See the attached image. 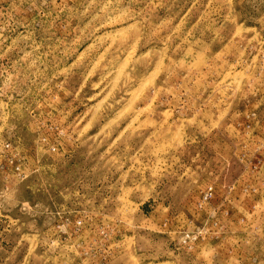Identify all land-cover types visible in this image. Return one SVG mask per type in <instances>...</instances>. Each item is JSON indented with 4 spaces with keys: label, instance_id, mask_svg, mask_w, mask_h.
<instances>
[{
    "label": "rangeland",
    "instance_id": "rangeland-1",
    "mask_svg": "<svg viewBox=\"0 0 264 264\" xmlns=\"http://www.w3.org/2000/svg\"><path fill=\"white\" fill-rule=\"evenodd\" d=\"M0 264H264V0H0Z\"/></svg>",
    "mask_w": 264,
    "mask_h": 264
},
{
    "label": "built area",
    "instance_id": "built-area-1",
    "mask_svg": "<svg viewBox=\"0 0 264 264\" xmlns=\"http://www.w3.org/2000/svg\"><path fill=\"white\" fill-rule=\"evenodd\" d=\"M6 147H8V146H6ZM9 164L12 165V164H13V161L10 160V161H9ZM213 193H214V191L212 190V187H208V188H206V189H205V192L203 193V196H202V202H207V201H209V200L212 198Z\"/></svg>",
    "mask_w": 264,
    "mask_h": 264
}]
</instances>
